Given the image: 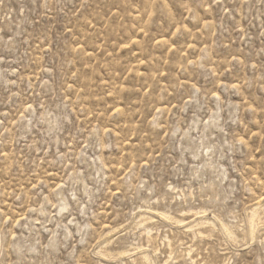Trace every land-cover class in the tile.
<instances>
[{
    "label": "rangeland",
    "instance_id": "rangeland-1",
    "mask_svg": "<svg viewBox=\"0 0 264 264\" xmlns=\"http://www.w3.org/2000/svg\"><path fill=\"white\" fill-rule=\"evenodd\" d=\"M0 264H264V0H0Z\"/></svg>",
    "mask_w": 264,
    "mask_h": 264
},
{
    "label": "bare ground",
    "instance_id": "bare-ground-1",
    "mask_svg": "<svg viewBox=\"0 0 264 264\" xmlns=\"http://www.w3.org/2000/svg\"><path fill=\"white\" fill-rule=\"evenodd\" d=\"M255 233V226L252 222L249 223L247 234L250 239H253Z\"/></svg>",
    "mask_w": 264,
    "mask_h": 264
}]
</instances>
